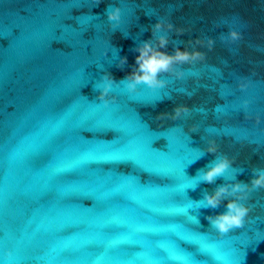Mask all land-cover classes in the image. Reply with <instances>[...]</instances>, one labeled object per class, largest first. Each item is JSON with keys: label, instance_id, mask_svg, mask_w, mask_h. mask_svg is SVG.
<instances>
[{"label": "water", "instance_id": "water-1", "mask_svg": "<svg viewBox=\"0 0 264 264\" xmlns=\"http://www.w3.org/2000/svg\"><path fill=\"white\" fill-rule=\"evenodd\" d=\"M109 5L122 9L117 29ZM162 17L191 29L169 33V53L197 37L214 50L183 79L164 74L165 88L114 85L105 106L95 85L106 71L126 78ZM232 27L243 39L222 42ZM177 104L191 115L156 119ZM223 153L239 181L264 168V0H0V264H264V188L225 236L206 217L227 200L193 202L227 182L192 189Z\"/></svg>", "mask_w": 264, "mask_h": 264}, {"label": "clouds", "instance_id": "clouds-1", "mask_svg": "<svg viewBox=\"0 0 264 264\" xmlns=\"http://www.w3.org/2000/svg\"><path fill=\"white\" fill-rule=\"evenodd\" d=\"M102 0H95V5L98 6ZM107 19L113 29H117L122 21V9L116 5H109L106 9ZM226 22V21H225ZM220 25L217 24V27ZM191 29L178 27L169 19L160 18L158 22L151 26L152 38L142 41L134 49L139 53L136 56L135 64L132 65V70L126 78L117 82L110 72H105L101 78V82L95 85V89L99 91L98 99L107 106L110 102H115L117 97L110 94L113 91V86L119 87L120 83H124L130 93L138 90V86L146 85L152 90L162 89L168 85V80L163 78L164 74H173L177 79H183L185 71L183 65H193L196 62H204L207 60L208 53L201 50L206 47L208 51L215 48L216 39L213 37H197L195 40H189L187 43L190 47L181 49L176 46L174 52L167 51L170 43L169 33H175L177 36L183 35ZM243 39V33L232 27L228 32L220 34V40L227 44H235ZM108 55V51H105ZM127 56L120 59L119 66L123 68L127 65ZM179 69V70H178ZM251 81L242 79L238 84L241 90H246ZM193 93H187L191 97ZM250 100H244L243 106L245 109L246 119H255L257 125L261 123V116L256 114L253 117L247 112ZM193 108L188 104H177L172 112L160 113L156 119L165 120L171 119L173 121L179 120L181 117L190 116ZM201 111H203L201 109ZM191 133L199 131L197 124L191 125L188 130ZM219 148L216 142L210 141L206 152L217 153ZM200 158V157H199ZM198 158V159H199ZM235 157H229L228 154L223 153L210 162L205 168L200 169L194 177H191L196 182L193 190L201 183L205 182L213 184L217 178L223 177L224 184L218 185L212 192L205 191L203 198L198 201H193L200 208L216 209L227 200L226 211L220 212L216 215H208L206 219L209 221L210 227L216 232L225 236L234 229L242 228L246 219L252 212V207L247 203L251 197V193L264 188V168H253V178L250 183H245L236 179L237 174L243 170L234 168ZM231 170V175L226 178V174ZM197 223H200L197 219ZM9 256L11 253L8 254Z\"/></svg>", "mask_w": 264, "mask_h": 264}]
</instances>
